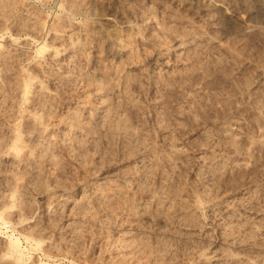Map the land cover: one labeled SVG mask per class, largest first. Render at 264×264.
<instances>
[{"label":"rangeland","instance_id":"rangeland-1","mask_svg":"<svg viewBox=\"0 0 264 264\" xmlns=\"http://www.w3.org/2000/svg\"><path fill=\"white\" fill-rule=\"evenodd\" d=\"M0 205V264H264V0H0Z\"/></svg>","mask_w":264,"mask_h":264},{"label":"bare ground","instance_id":"bare-ground-1","mask_svg":"<svg viewBox=\"0 0 264 264\" xmlns=\"http://www.w3.org/2000/svg\"><path fill=\"white\" fill-rule=\"evenodd\" d=\"M3 202H4V201H3ZM1 203H2V202H1ZM6 203H8V202H6ZM1 205H3V204H1ZM1 205H0V206H1ZM9 205H10V204H8V206H9ZM1 216H2V215H1ZM38 234H39V233H38ZM33 235H34V233H33ZM40 235H41V234H40ZM35 236H36V235H35ZM37 237H38V236H37ZM39 237H40V236H39ZM35 239H36V237H35ZM40 241H41V240H38V239H37V240H36V242H37L36 245H38V244L40 245ZM38 242H39V243H38ZM9 245H10L9 247L11 248V251H12V252H16V251H19V252H20V251H21L20 249H18V247H19V246H18V243H16V242H15V243H14V242H10ZM39 245H38L37 247H39ZM40 247H41V246H40ZM9 251H10V250H9ZM11 254H12V253H11ZM15 256H16V255H15ZM16 258L18 259L17 261H20V260H21V256H17ZM21 261H22V260H21ZM19 263H20V262H19ZM45 263H46V262H45ZM45 263H44V264H45ZM41 264H42V263H41Z\"/></svg>","mask_w":264,"mask_h":264}]
</instances>
